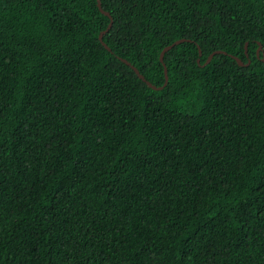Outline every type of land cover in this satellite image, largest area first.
Returning a JSON list of instances; mask_svg holds the SVG:
<instances>
[{
	"label": "trees",
	"instance_id": "trees-1",
	"mask_svg": "<svg viewBox=\"0 0 264 264\" xmlns=\"http://www.w3.org/2000/svg\"><path fill=\"white\" fill-rule=\"evenodd\" d=\"M99 2L0 0V264H264V0Z\"/></svg>",
	"mask_w": 264,
	"mask_h": 264
},
{
	"label": "water",
	"instance_id": "water-1",
	"mask_svg": "<svg viewBox=\"0 0 264 264\" xmlns=\"http://www.w3.org/2000/svg\"><path fill=\"white\" fill-rule=\"evenodd\" d=\"M96 5H97V7L99 8V10H100L101 12H103V13L106 14V15H108V17H109V21H108V23H107L105 29L101 30V31L99 32V34H98V39H99L100 43H101L105 48L108 49V46H107V45L104 43V41L102 40V33H103L104 30H106V29L109 27L110 22H111V18H110V16H109V13L101 8L99 0H96ZM183 39H184V38H177V39L173 40L172 42H170V43L164 45V46L161 48V50H160V52H159V55H158V58H159V60L161 61L162 66H163V83H162L161 85H158V86L152 84V83L149 82L147 79H145L144 76L138 71V69H137L134 65H132L129 61H127L125 58L120 57V59H121L125 64H127V65H128L133 71H134V73L137 75V77L140 78V79H141L146 85H148V86H150V87H152V88H159V87H161L162 85H164V83H165V81H166V79H167L166 67L164 66V63L162 62V56H163V53H164L168 48H170L173 44L178 43V42L182 41ZM260 49H261V45H260V43H258L257 48L255 49V54H256V56H258V54H259V52H260ZM215 52H224V51H223V50H214V51H211V52L206 56V58H205V60H204L203 63L208 62V60L211 58L212 54L215 53ZM244 52H245V54H246L245 43H244ZM198 53H199V51H198ZM229 55H230V56L236 61V63L239 64V65L246 64V63L248 62V59H247V61L244 63V62H242V60H241L238 56L233 55V54H229ZM260 59H261L262 61H264V56H263V55L260 56ZM197 61H198V58H197Z\"/></svg>",
	"mask_w": 264,
	"mask_h": 264
}]
</instances>
